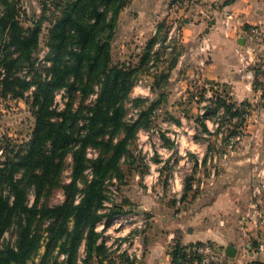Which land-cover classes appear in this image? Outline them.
Returning a JSON list of instances; mask_svg holds the SVG:
<instances>
[{
  "label": "trees",
  "instance_id": "16d2710c",
  "mask_svg": "<svg viewBox=\"0 0 264 264\" xmlns=\"http://www.w3.org/2000/svg\"><path fill=\"white\" fill-rule=\"evenodd\" d=\"M130 1L42 0L39 18L31 20L24 0H0V94L24 99L35 117L30 139L16 151H3L0 158V264H29L43 244L45 251L37 264H61L55 252L67 255L63 264H89L94 253L101 256L106 250L104 241L98 243L102 232L97 225L104 219L109 225L116 215L112 208L102 212L106 182L122 179L121 161L131 155L139 130L151 125L158 102L141 109L132 122L126 120L127 102L139 107L145 100L132 98L131 92L139 66L156 52L159 34L150 39L139 66L113 62L116 28ZM48 20V51L41 64L35 53ZM58 90L65 92L62 108L55 101ZM214 104L206 111L209 118L222 108L235 110L234 117L248 112L221 98ZM201 124L208 132L203 120ZM89 147L99 149L96 158L87 156ZM69 156L73 159L71 181L62 185L61 173ZM88 168L91 179L86 177ZM60 184L63 203L40 204V198ZM191 187L185 183L181 202ZM33 189L36 202L29 205ZM10 228L17 232L14 246L2 243ZM83 241L87 256L80 263ZM187 258L186 245L177 242L172 264Z\"/></svg>",
  "mask_w": 264,
  "mask_h": 264
},
{
  "label": "rangeland",
  "instance_id": "374dc122",
  "mask_svg": "<svg viewBox=\"0 0 264 264\" xmlns=\"http://www.w3.org/2000/svg\"><path fill=\"white\" fill-rule=\"evenodd\" d=\"M171 1L161 2L167 7L168 13L161 12L157 16L147 14L140 18L133 13L134 6L131 9L130 7L132 5L147 7L145 2H149L138 0V4H132L133 0H131L120 15L112 44L114 63L127 62L139 66L150 39L159 31L154 48L156 52H152L150 60L139 66L137 81L131 92L132 98L141 97L145 100L139 103V107L127 102L126 120L132 122L137 118L141 109L146 108L151 102H158L152 113L151 125L139 130L130 146L131 155L121 161L122 179L113 177L106 182L107 198L104 201L105 206L102 212H109L112 208L111 210L115 211L116 215L109 225L104 224L105 219L98 223L97 231L102 232L98 243L104 241L106 250L101 256L94 253L89 264H143L146 262V251L153 243L148 232L153 229H157V232L159 230L162 233L166 232L163 226L158 228L156 225L158 222L154 218L157 217L156 211H168L169 216L166 215L168 217L175 214L180 224L188 225L193 222L194 210L202 208V206L198 208L202 203L211 201L219 190L214 188L217 186L211 181L220 183L219 178L222 174L224 159L218 157L216 161L212 160L209 163L200 162L194 150V148L197 149V146H194L196 140H198L199 148L200 146L205 148L207 145L212 155L232 149L233 146L242 145L236 136L230 138L239 131L235 124L239 118L234 117L235 110L233 109H230L231 112H226L222 108L215 115L210 112L212 116L210 119L219 123L220 133L214 136L209 135V138L204 135L206 132L201 122L203 120L207 123L209 120L206 111L209 107H215L214 102L217 98L225 99L228 103L227 95L221 97L213 83L202 79V70L196 68L199 67L198 65L194 66V44L189 43L190 46H187L183 43V27L192 19V15L186 13L194 7V0H177L173 5ZM24 6L28 18L31 20L39 18L42 11V0H24ZM177 9L185 11L175 14ZM134 20L137 21L136 26L138 24L146 26V30L141 33L140 37L132 34L136 28L132 24ZM49 23L50 20L44 23L40 46L35 53V57L39 58L41 64H43L42 58L48 51L46 41ZM156 27L157 31L154 34ZM123 43L126 44L124 52L122 51ZM174 59L177 61L175 64H173ZM64 96V90L56 92L55 101L59 108L64 107L66 101ZM34 127L35 117L25 100L14 98L11 94L4 96L1 93L0 158L3 157V151L4 153L5 151H16L29 140ZM214 128H217L216 125ZM218 138L222 141L218 142L216 140ZM207 139H210L208 144ZM263 146L262 143L261 148ZM99 152L98 148L89 147L87 156L94 159ZM72 164L73 159L69 156L65 169L61 173L62 183H60L62 185L71 181ZM212 172L215 173L214 176L211 175ZM86 177L87 179L92 178L91 168L86 170ZM186 182L192 187L188 198L182 203L180 199ZM180 183L181 188H179ZM61 184L53 187L49 194L43 195L40 198V204L55 206L63 203L65 192ZM80 185L83 186V182ZM243 192L241 219L251 221L256 217L257 220L259 217H264L262 197L264 191L244 189ZM79 198L80 194H78ZM35 202L36 195L33 189L30 190L28 204L33 205ZM258 211L260 214L255 217L254 214ZM248 234L250 236H246V240L251 244L247 247L245 245L247 241L244 242L242 256L237 259L239 262L249 261L247 257L250 249L258 251L260 248V239L263 235ZM16 239L15 228H10L5 232L2 243L14 246ZM44 251L45 244L40 254L30 260L29 264H37ZM54 255H57L58 262L61 264L67 258L64 253L55 252ZM86 256V242L83 241L78 250V261L82 263ZM251 263L262 264L258 261Z\"/></svg>",
  "mask_w": 264,
  "mask_h": 264
},
{
  "label": "crops",
  "instance_id": "0c3cea01",
  "mask_svg": "<svg viewBox=\"0 0 264 264\" xmlns=\"http://www.w3.org/2000/svg\"><path fill=\"white\" fill-rule=\"evenodd\" d=\"M147 1V7L132 5L130 9L134 6L133 13L140 18L147 14L157 16L161 12H169L161 3L166 0ZM226 1L194 0V7L186 13L192 15V19L183 27V43L187 46L194 44V66L198 65L196 68L202 70V79L221 85L228 103H233L239 110L250 111L238 117L235 124L239 131L230 137L236 136L242 145L212 155L207 145L199 148L196 140L194 146L197 149L194 150L200 162L209 163L218 157L224 159L220 183L211 181L219 190L211 201L194 210L193 222L188 225L180 224L175 214L168 217V211H156V225L158 228L163 226L166 232L162 233L159 229L158 232L157 229L148 232L153 243L146 251V262L143 264H172V250L177 242L187 245L213 241L225 250L233 245L236 247L233 258L237 260L242 256L246 236H250L248 233L263 235L258 251L250 249L247 258L264 264V217L246 221L241 219L243 212H240L244 189L264 191V146L261 148L264 144V74L259 69L260 60L264 58V0ZM138 3V0L132 2ZM183 11L180 9L175 14ZM136 22L132 23L136 27L132 34L140 37L146 26H136ZM156 31L157 27L154 34ZM125 45L122 44L123 52ZM205 124L209 129L204 134L207 138L220 133L219 123L215 120L209 118ZM216 140L222 141L219 138ZM206 141L208 144L210 139ZM179 185L181 188L182 184ZM262 197L264 199V194ZM250 244L245 242L247 247Z\"/></svg>",
  "mask_w": 264,
  "mask_h": 264
},
{
  "label": "built area",
  "instance_id": "2783aa9c",
  "mask_svg": "<svg viewBox=\"0 0 264 264\" xmlns=\"http://www.w3.org/2000/svg\"><path fill=\"white\" fill-rule=\"evenodd\" d=\"M260 31H263L260 29ZM264 33V32H263ZM261 73L264 74V58L260 60ZM221 94L225 89L221 85H214ZM260 212H256L255 217ZM187 259L180 260L178 264H252L251 261L239 262L227 255L226 250L213 241L191 242L186 245Z\"/></svg>",
  "mask_w": 264,
  "mask_h": 264
},
{
  "label": "water",
  "instance_id": "95a60500",
  "mask_svg": "<svg viewBox=\"0 0 264 264\" xmlns=\"http://www.w3.org/2000/svg\"><path fill=\"white\" fill-rule=\"evenodd\" d=\"M226 253L229 257L233 258L236 255V247L233 245H229L227 247Z\"/></svg>",
  "mask_w": 264,
  "mask_h": 264
}]
</instances>
